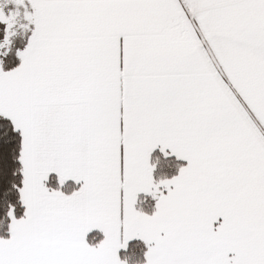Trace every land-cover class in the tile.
I'll return each mask as SVG.
<instances>
[{
    "label": "snow or ice",
    "instance_id": "snow-or-ice-1",
    "mask_svg": "<svg viewBox=\"0 0 264 264\" xmlns=\"http://www.w3.org/2000/svg\"><path fill=\"white\" fill-rule=\"evenodd\" d=\"M264 264V0H0V264Z\"/></svg>",
    "mask_w": 264,
    "mask_h": 264
},
{
    "label": "trees",
    "instance_id": "trees-1",
    "mask_svg": "<svg viewBox=\"0 0 264 264\" xmlns=\"http://www.w3.org/2000/svg\"><path fill=\"white\" fill-rule=\"evenodd\" d=\"M136 261L137 258L134 255L130 256V264H136Z\"/></svg>",
    "mask_w": 264,
    "mask_h": 264
}]
</instances>
